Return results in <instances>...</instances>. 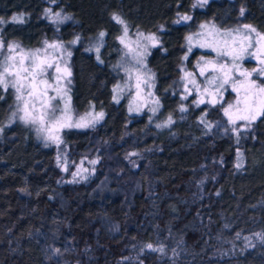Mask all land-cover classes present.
Here are the masks:
<instances>
[{"label":"trees","instance_id":"obj_1","mask_svg":"<svg viewBox=\"0 0 264 264\" xmlns=\"http://www.w3.org/2000/svg\"><path fill=\"white\" fill-rule=\"evenodd\" d=\"M113 14L160 38L146 59L155 119L114 99ZM0 18L4 43H75L72 105L103 111L98 123L64 131L63 170L54 145L20 123L3 125L12 96L0 87V264H264V115L233 132L229 91L216 103L180 92L182 66L193 70L202 57L185 51L197 22L264 32V0L204 9L194 0H0ZM84 156L96 158L92 173L71 180Z\"/></svg>","mask_w":264,"mask_h":264},{"label":"rangeland","instance_id":"obj_2","mask_svg":"<svg viewBox=\"0 0 264 264\" xmlns=\"http://www.w3.org/2000/svg\"><path fill=\"white\" fill-rule=\"evenodd\" d=\"M210 1L194 0V7L204 9ZM49 16L53 18L52 20H58V17L53 13H49ZM184 17L188 18L185 19ZM191 17L188 14L183 16L182 19L188 20ZM201 25H205V27L201 28ZM195 28L194 33L189 36L191 39L186 41L185 51L188 54L190 50L197 48L202 52V57L195 62L193 70L186 68L184 65L182 66L180 92L183 95L193 93L198 103H216L229 91L230 100L225 105V108H228L229 105L233 106L229 109V113L234 123L230 122L229 116L224 113L227 125L233 132L250 128L253 121L249 123V121L237 118L244 113L237 112L236 102L243 97L245 88H251L252 92H256L255 87L251 85L252 81L255 82V85L264 86L260 79L264 76V73L260 71V69H264V64L260 63V59L264 57L258 58L249 54L257 51L255 46L256 34H251L254 47L248 48L242 58L233 60L231 56L223 55L222 53L231 51L233 48L237 49V51L239 50L240 44L238 40L233 43L235 32L228 35L227 32L231 29H220L211 20L199 21ZM241 30L243 31V29ZM257 32L264 35V32L258 30ZM148 37H154V39H148ZM116 40L119 49L113 65L118 80L114 87V99L124 105L128 114H145L149 118L155 119L160 105L154 91L155 76L147 66L146 59L151 49L160 44V38L151 31L131 29L126 23H120V30ZM93 42L95 44L91 48L97 53L100 42L95 40ZM74 44L44 40L37 46L27 47L13 41L4 43L0 38V72H3L6 65H15V67H10V70L16 72L20 68L22 57H28L24 59V67H29L32 64L31 57L33 56L36 57V63L45 61L52 65V67H47L46 71L37 77L38 90L40 93L46 92L45 95L39 97L28 96V91L30 90L28 83L31 77L22 81L25 84V88L22 89L21 93H17L11 83H8L7 88L0 84V87L7 89L12 96L10 112L5 118L3 125L20 123L45 143L54 145L58 161L63 170H66L68 166L67 153L63 146L64 131L82 129L94 125L101 119H97L96 114L103 113L102 110H94L92 108L77 112L72 105L70 98L71 54ZM9 45L13 46L12 50L9 49ZM52 45H56V47H52ZM261 46H264V41L261 42ZM6 57H12L13 59L6 60ZM210 61L211 63H209ZM221 65H227V68L221 70ZM57 66L60 69L59 72L56 71ZM202 68L204 69L203 73L201 72ZM242 72L250 73V75L248 77L242 76L240 75ZM226 73L230 79L228 83H223ZM21 76H27V73L21 72ZM5 78L6 81H14L16 79L14 75L6 76ZM40 81H46L47 85L39 83ZM238 81H242L243 86L236 83ZM234 85L239 90V95L237 91L233 90ZM17 95H22L23 100H17ZM49 97L53 99L49 100ZM24 101H28V111L37 118L42 111L49 113L48 116H45L43 124H41L39 119L35 123L31 122V119L27 122L20 119L24 112L18 109L24 107ZM42 101H47V109L43 107ZM33 104H35V108H33ZM53 109L54 116L59 118L58 123H54L52 120ZM13 112L16 113L15 116H12ZM53 136L58 137V140L52 139L51 137ZM95 160L96 158L93 156L82 157L81 160L74 164L70 179L77 181L91 174L93 161ZM131 162L133 161L131 160Z\"/></svg>","mask_w":264,"mask_h":264},{"label":"snow or ice","instance_id":"obj_3","mask_svg":"<svg viewBox=\"0 0 264 264\" xmlns=\"http://www.w3.org/2000/svg\"><path fill=\"white\" fill-rule=\"evenodd\" d=\"M204 2H207V0H204ZM241 15L244 14V9L241 8L240 10ZM57 17L60 15L59 13L55 14ZM185 19H187L188 17H184ZM65 19H67V17H65ZM113 19L116 20L118 23L123 24L124 21L120 19L119 16L113 14ZM13 21H17L20 20L22 22V17H18V16H13L12 17ZM3 19L0 18V23H3ZM201 28H204L205 25H201ZM243 29V31L241 30ZM126 31V29H125ZM233 32H235V36L233 37V43L239 42L240 47L239 50L237 51V49L233 48L231 51H226L224 53H222L223 55H228L231 56L233 58V60L235 59H239L242 58L243 54L247 52L248 48H252L254 47V45L252 44V33L256 34L257 40H256V47H257V51L255 53H249L250 55L253 56H257L259 57H264V46H261V42L264 41V35H262L261 33L257 32V30L252 26V25H248V24H244L242 25L240 28H236V29H231L228 30L227 34L231 35ZM101 36L104 35V33H100ZM148 39H154V37H148ZM188 39L190 40L191 37H188ZM52 47H56V45H52ZM13 46L9 45V49L12 50ZM220 54V53H218ZM28 57H22L21 61H20V68L16 71V72H12L10 70V67H15V65H11L8 66L6 65L3 69V72H0V84H3L5 86V88H7L8 83L12 84V87L16 89L17 93H21L22 89L25 88V84L22 83V81L24 80H28V77H31V80L28 83V87H29V91H28V96L30 97H39L42 95H45V93H40L38 90V86H37V77L42 75L45 71L47 67H52V65L50 63H47L45 61H40V63H36V57L33 56L31 57L32 59V64L29 67H24V59H27ZM12 57H6V60H12ZM211 63V61L209 62ZM260 63L264 64V58L260 59ZM221 70H224L225 68H227V65H221L220 66ZM57 72L60 71L59 67L57 66L56 69ZM204 69H201V72L203 73ZM261 73H264V69H260ZM21 72H25L27 73V76H21ZM70 75V73H68ZM15 76L16 79L14 81H6V76ZM240 75L248 77L250 75V73L247 72H242L240 73ZM230 77L228 76V74L226 73L223 79V83H228L229 82ZM211 83V81H209ZM39 83H44L47 85L46 81H40ZM236 83H239L243 86V82L242 81H238ZM251 85L253 87H255L256 92H252L251 88H245L244 89V95L242 98L238 99L236 102V110L239 113H244L243 115H239L237 118L238 119H242L245 121H255L258 115H264V86H259V85H255V82L252 81ZM222 86V84H221ZM234 91L238 92L239 95V90L235 87H233ZM2 98V97H0ZM53 99L52 97H49V100ZM17 100H23V96L22 95H17ZM202 102V101H201ZM43 107L45 109H47L48 107V103L47 101H42ZM233 106L229 105L228 108L224 109V113L226 116H229V121L234 123V121L232 120V116L229 113V109H231ZM33 108H35V104H33ZM19 111H23L24 115L20 117L21 120H24L25 122H27L29 119H31V122L35 123L37 121V119H39V121L41 122V124L44 123V118L45 116H48L49 113L47 111H42L40 116L37 118L36 116L32 115L29 111H28V101H24V107L21 109H18ZM153 111H155V109H153ZM16 113L13 112L12 116H15ZM103 117V113H97L96 114V118H102ZM52 120L54 123H58L59 122V118L54 116V109H53V115H52ZM171 121V117H169V121ZM157 127H161V125H157ZM52 139H56L58 140V137H51ZM93 163H95V161H93ZM75 175V174H74ZM146 247L148 248H152V245L149 244Z\"/></svg>","mask_w":264,"mask_h":264}]
</instances>
